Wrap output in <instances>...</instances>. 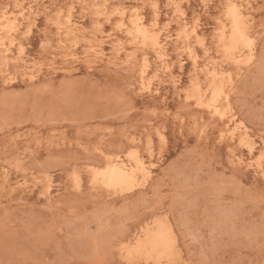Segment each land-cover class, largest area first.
Masks as SVG:
<instances>
[{"label":"rangeland","instance_id":"374dc122","mask_svg":"<svg viewBox=\"0 0 264 264\" xmlns=\"http://www.w3.org/2000/svg\"><path fill=\"white\" fill-rule=\"evenodd\" d=\"M0 32V264H264V0H0Z\"/></svg>","mask_w":264,"mask_h":264},{"label":"bare ground","instance_id":"6f19581e","mask_svg":"<svg viewBox=\"0 0 264 264\" xmlns=\"http://www.w3.org/2000/svg\"><path fill=\"white\" fill-rule=\"evenodd\" d=\"M170 1V0H169ZM234 6V5H233ZM176 7V6H175ZM62 10V9H61ZM157 10H158V8H157ZM229 8H228V10L226 9V11L228 12V15H226V16H228V18L230 19V21H231V24H232V26H231V28L230 29H232V32H231V36H230V38H229V40H230V43H231V47L233 48L234 47V45H237V43H239L240 42V47H241V45H243L241 42H248L249 41V38H248V36L246 35L247 33H246V30H245V27H244V21H243V18L241 17V13H240V11H239V9L237 8V7H235V8H232L231 10H230V12H229ZM135 11V10H134ZM61 13V12H60ZM124 13V12H123ZM132 13H133V11H132ZM174 13H175V11H174ZM116 14V13H115ZM19 15H21V13L19 14ZM68 15H70V14H68ZM12 16V15H11ZM120 16V15H119ZM22 17V16H21ZM70 17V16H69ZM95 17H97V16H95ZM122 17V16H121ZM59 18V17H58ZM124 18V17H123ZM137 18V15H136V17H135V19ZM65 20H67L68 21V19H65ZM58 21H59V19H58ZM131 21H133V20H130V22ZM8 22V21H7ZM144 22V21H143ZM142 21H141V19L140 18H138V19H136L135 20V22L133 23L132 22V24L134 25L135 24V27H136V34L138 35V37L139 38H141V39H143V41H147V40H149V36H148V34H147V32L144 30V26H143V23ZM219 22V21H218ZM17 23V22H16ZM69 25H70V23L69 22H67ZM8 24H9V22H8ZM76 24V23H75ZM57 25H59V24H56V26ZM68 25V26H69ZM122 25V24H121ZM224 24H222L221 25V27L223 26ZM7 26V25H6ZM3 27L4 28V30H7V29H10V28H14L15 26L13 25H11L12 27H9V28H7V27ZM8 26H10V25H8ZM76 26V25H75ZM186 27V26H185ZM6 28V29H5ZM59 28H60V26H59ZM124 28V27H123ZM188 28V27H187ZM195 28V27H194ZM223 28V27H222ZM224 29V28H223ZM222 29V30H223ZM14 30V29H13ZM13 30H11L12 32H13ZM147 30V29H146ZM184 30V29H183ZM187 30V29H186ZM9 31V30H8ZM29 31V30H28ZM193 31V30H192ZM225 31V30H224ZM248 31V30H247ZM249 32V31H248ZM1 33V32H0ZM128 33V32H127ZM126 33V34H127ZM185 33V32H184ZM183 33V34H184ZM192 34V33H191ZM194 34H195V32H194ZM129 35L131 36L132 34H130L129 33ZM179 35V34H178ZM180 35H182V33L180 32ZM10 36V35H9ZM185 36H186V33H185ZM223 36V35H222ZM217 37V36H216ZM7 38V37H6ZM0 39H1V36H0ZM186 39H187V37H186ZM3 40V39H2ZM1 40V41H2ZM187 40H189V39H187ZM228 40V41H229ZM0 41V42H1ZM135 41V40H134ZM137 41V40H136ZM226 41V40H225ZM129 42V41H128ZM132 42V41H131ZM138 42V41H137ZM3 44H5L4 43V41L2 42ZM9 43H11V42H9ZM130 43V42H129ZM120 44V43H119ZM131 44V43H130ZM156 45H157V47H158V49H159V52H158V54H159V57H160V59L164 62V64H165V61L168 59V55L166 54V46L164 45H161L160 43H155ZM184 44V43H183ZM219 44H220V42H219ZM13 46H14V44H12ZM138 45V44H137ZM141 45H142V43H141ZM255 45V44H254ZM224 46V45H223ZM246 46H247V44L244 46V48H246ZM1 47V46H0ZM20 47H21V45H20ZM252 47H254V46H252ZM231 48V49H232ZM242 48V47H241ZM251 48V46L248 48V49H250ZM230 50V49H229ZM251 50V49H250ZM231 51V50H230ZM229 51V52H230ZM22 52V51H21ZM130 53V52H129ZM231 53V52H230ZM234 53V52H233ZM254 53V52H253ZM194 56V55H193ZM251 57V56H250ZM227 58V57H226ZM194 59L196 60L197 59V57L196 56H194ZM222 60V59H221ZM229 60V59H228ZM197 61V60H196ZM231 61H232V59H231ZM241 62H242V60H241ZM237 67H238V65H237ZM164 70L165 71H168L169 73L172 71V68H171V66L168 64V63H166L165 65H164ZM211 86V85H210ZM209 86V87H210ZM222 90H221V88L220 89H217V88H213L212 89V93H213V99L211 100V102L210 103H207L206 104V106L209 108V109H211L212 111H214L216 114H218V115H220V116H224V114H222V112H219L217 109H218V102H219V100H220V98H221V94H222V92H221ZM185 92V91H184ZM202 98H203V96L202 97H198L197 98V100H198V102L202 105V104H205V103H203V101H202ZM205 108V107H204ZM236 125V124H235ZM234 133V132H233ZM236 133V132H235ZM108 159V158H107ZM137 160V159H136ZM135 160V161H136ZM133 161V160H132ZM137 166V165H136ZM132 169H134V168H132ZM130 170L129 168H126L125 166H123V165H116V164H114V163H112V165L111 166H109L108 168H107V170H105V171H101V172H99V171H96V176H98L102 181H101V183H103L106 187H111V188H113V187H121V188H124V187H130L131 185H132V183H133V180H134V175L136 174V173H138V172H136V171H133V170ZM134 170H137V168L135 167V169ZM131 171V172H130ZM95 174H93V176H94ZM92 176V177H93ZM143 176V175H142ZM137 177V176H136ZM93 180H94V177H93ZM96 180H97V177H96ZM99 181V180H98ZM145 181V180H144ZM97 182V181H96ZM150 238V240H148L149 241V246H150V248H152V250H154V251H157V250H159V251H163V252H166L167 250H168V247H169V242H170V240H168V238H167V233L163 230V229H161V230H159V231H157V233H155L154 235H152L151 237H149Z\"/></svg>","mask_w":264,"mask_h":264}]
</instances>
